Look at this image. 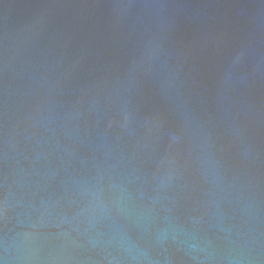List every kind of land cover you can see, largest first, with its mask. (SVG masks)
<instances>
[{
  "label": "water",
  "instance_id": "obj_1",
  "mask_svg": "<svg viewBox=\"0 0 264 264\" xmlns=\"http://www.w3.org/2000/svg\"><path fill=\"white\" fill-rule=\"evenodd\" d=\"M0 260L264 264V0H0Z\"/></svg>",
  "mask_w": 264,
  "mask_h": 264
},
{
  "label": "clouds",
  "instance_id": "obj_2",
  "mask_svg": "<svg viewBox=\"0 0 264 264\" xmlns=\"http://www.w3.org/2000/svg\"><path fill=\"white\" fill-rule=\"evenodd\" d=\"M0 264H5V262L3 260H0Z\"/></svg>",
  "mask_w": 264,
  "mask_h": 264
}]
</instances>
